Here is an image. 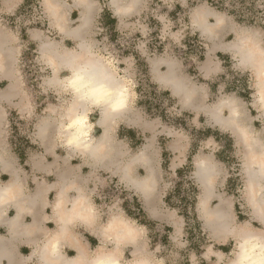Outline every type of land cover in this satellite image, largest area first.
Returning a JSON list of instances; mask_svg holds the SVG:
<instances>
[{"label": "clouds", "instance_id": "1", "mask_svg": "<svg viewBox=\"0 0 264 264\" xmlns=\"http://www.w3.org/2000/svg\"><path fill=\"white\" fill-rule=\"evenodd\" d=\"M0 264H264V0H0Z\"/></svg>", "mask_w": 264, "mask_h": 264}, {"label": "rangeland", "instance_id": "2", "mask_svg": "<svg viewBox=\"0 0 264 264\" xmlns=\"http://www.w3.org/2000/svg\"><path fill=\"white\" fill-rule=\"evenodd\" d=\"M18 143H23V141H18ZM135 143H139V141H134V144ZM25 158H26V156L21 155V159H25ZM93 243H94V241H93ZM24 251L26 252L27 250L25 249Z\"/></svg>", "mask_w": 264, "mask_h": 264}, {"label": "trees", "instance_id": "3", "mask_svg": "<svg viewBox=\"0 0 264 264\" xmlns=\"http://www.w3.org/2000/svg\"><path fill=\"white\" fill-rule=\"evenodd\" d=\"M108 23L111 24V25H114L115 22L109 18L108 19Z\"/></svg>", "mask_w": 264, "mask_h": 264}, {"label": "crops", "instance_id": "4", "mask_svg": "<svg viewBox=\"0 0 264 264\" xmlns=\"http://www.w3.org/2000/svg\"><path fill=\"white\" fill-rule=\"evenodd\" d=\"M21 161L23 162V159H21Z\"/></svg>", "mask_w": 264, "mask_h": 264}]
</instances>
